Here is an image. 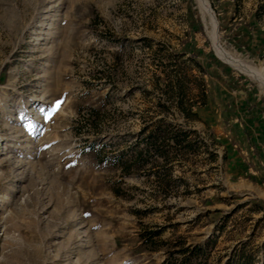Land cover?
<instances>
[{
	"label": "rangeland",
	"instance_id": "1",
	"mask_svg": "<svg viewBox=\"0 0 264 264\" xmlns=\"http://www.w3.org/2000/svg\"><path fill=\"white\" fill-rule=\"evenodd\" d=\"M208 1L0 0V264H264V0Z\"/></svg>",
	"mask_w": 264,
	"mask_h": 264
},
{
	"label": "bare ground",
	"instance_id": "2",
	"mask_svg": "<svg viewBox=\"0 0 264 264\" xmlns=\"http://www.w3.org/2000/svg\"><path fill=\"white\" fill-rule=\"evenodd\" d=\"M199 1V3H200V5L202 6V8H203V11H204V13L205 12H208L209 13V15L212 17V21H214V24H215V27H217V25H218V21H217V18H216V16H215V14H214V12H213V10L211 9V6H210V3H209V1L208 0H198ZM210 17V18H211ZM213 39H214V42H215V44H216V47H217V52H218V54L222 57V58H224L226 61H229V62H231L232 64L233 63H235V65L236 64H241V62L240 61H237V59L235 60V59H232V58H230V57H228L227 55H226V53L224 52V51H222L221 50V48H220V44H219V42H218V36L216 35V34H213ZM234 65V64H233ZM237 66V65H236ZM251 72V71H250ZM253 72H254V70H253ZM258 72V71H257ZM255 73V72H254ZM260 73V72H259ZM263 76V75H262ZM264 81V80H263ZM262 83V82H261ZM263 85V84H262Z\"/></svg>",
	"mask_w": 264,
	"mask_h": 264
},
{
	"label": "trees",
	"instance_id": "3",
	"mask_svg": "<svg viewBox=\"0 0 264 264\" xmlns=\"http://www.w3.org/2000/svg\"><path fill=\"white\" fill-rule=\"evenodd\" d=\"M195 58H196V57H195ZM198 63H200V62H198ZM205 69H206V68H203L204 71H205Z\"/></svg>",
	"mask_w": 264,
	"mask_h": 264
}]
</instances>
